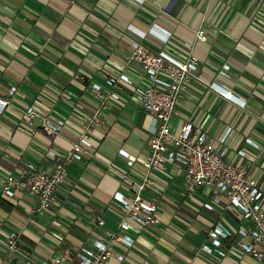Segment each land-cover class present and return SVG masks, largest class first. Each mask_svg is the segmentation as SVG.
Here are the masks:
<instances>
[{
	"label": "crops",
	"instance_id": "crops-1",
	"mask_svg": "<svg viewBox=\"0 0 264 264\" xmlns=\"http://www.w3.org/2000/svg\"><path fill=\"white\" fill-rule=\"evenodd\" d=\"M169 2L0 0V97L8 101L0 110V238L17 232L27 254H9L0 242V264H47L64 247L79 249L96 240L123 257H109L105 264H259L237 246L236 231L246 225L239 211L225 210L222 204L207 210L203 203H212L207 189L187 193L182 170L171 164L152 173L153 184L141 193L142 199L156 203L160 222L125 220L119 233L131 237L132 246L109 241L107 232L115 231L124 217L113 195L133 196L158 124L129 91L106 100L101 121L89 131L93 156L69 163L54 203L42 214L33 212L36 198L25 189L13 187L12 196L1 192L4 178L15 175L22 162L50 171L46 151L61 155L70 149L99 105L92 83L106 88L104 78L118 74L136 83L148 81L143 67L130 58L131 43L138 40L179 59L190 53L197 58L201 80L188 81L170 130L191 122L219 145L230 127L226 159L247 168L264 193V0H172L166 9ZM200 28L204 41L196 38ZM224 64L227 76L219 72ZM11 87L16 89L9 95ZM224 90L230 91V100L220 95ZM30 106L40 114L53 113L65 125L53 138L32 133L41 118L34 117L32 127L28 124L25 110ZM247 138L258 148L247 144ZM238 150L246 155L240 157ZM91 217L103 223L94 225ZM217 223L231 231L217 248L224 256L202 248L214 247L209 230ZM71 264H78L75 256Z\"/></svg>",
	"mask_w": 264,
	"mask_h": 264
},
{
	"label": "built area",
	"instance_id": "built-area-1",
	"mask_svg": "<svg viewBox=\"0 0 264 264\" xmlns=\"http://www.w3.org/2000/svg\"><path fill=\"white\" fill-rule=\"evenodd\" d=\"M172 4V0L165 7ZM141 38L144 33H141ZM163 37V35H162ZM164 36L162 41L167 40ZM196 38L205 40V31L200 28L196 32ZM132 54L130 58L139 63L147 78V82L136 83L124 74L109 75L104 78L106 88L100 84L92 83L90 88L99 105L92 117L86 122L78 138L73 142L70 149L64 154L58 155L52 149L45 153L47 159L52 161V169L45 171L31 161L22 162L21 168L15 175L4 178L1 192L5 196L13 195V187L23 188L36 198L33 206L35 214H42L55 201L57 188L64 183L67 175V166L71 161L89 159L93 156L92 142L89 136L93 126L101 121L102 110L106 107V100H118L120 91H129L139 102L141 107L153 113L157 119V128L148 143V155L143 162L144 176L141 182L133 186V196L124 197L116 192L113 198L120 203L124 211V217L117 224L115 231L107 232L109 241L122 242L132 246L133 239L127 235H120L119 230L124 228L125 220L136 222L140 225H156L160 222L157 216V205L153 200H144L141 193L152 185L151 174L163 172L165 164L178 166L183 172V183L187 193H197L200 189H207L212 203H203L207 210L213 209V204H222L225 210H237L241 218L246 222L245 226L238 227V248L252 256L259 264H264V193L259 188L258 182L248 176L245 167L234 164L226 159L227 147L224 145L230 127L217 140L219 145L209 140L207 132L191 122H184L178 131L170 130V118L175 112V106L185 89L188 81L201 80L198 72V60L191 53L184 59L176 58L162 49H153L144 42L134 40L131 43ZM228 65L224 64L220 69L222 75H228ZM208 87L217 90L214 84L208 83ZM15 87H11L9 95L13 94ZM218 91V90H217ZM220 95L231 99L230 91H221ZM8 104L5 98L0 97V110ZM28 116V124L32 127V119L40 117L41 122L38 130L47 137H55L65 125V121L51 112L40 114L30 106L25 110ZM247 144L258 148L251 139H245ZM124 157L128 153L119 150ZM237 154L244 157L243 150ZM127 165H132V160H127ZM94 225L103 223L100 217H91ZM231 231L220 223L209 230L214 247L203 245L207 253L215 252L224 256V252L218 250L220 238H227ZM246 237L250 241H246ZM0 242L6 247L9 254L26 256L18 242V233L11 232ZM78 264H105L109 257L122 260V255L112 252L107 242L96 240L91 245L79 249L64 247L59 255L49 259L47 264H71L73 257ZM45 264V263H43Z\"/></svg>",
	"mask_w": 264,
	"mask_h": 264
}]
</instances>
